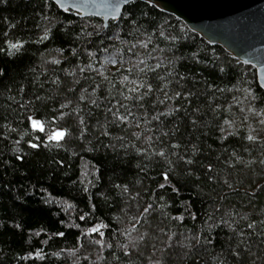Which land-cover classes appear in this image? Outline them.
Instances as JSON below:
<instances>
[{"label":"trees","instance_id":"16d2710c","mask_svg":"<svg viewBox=\"0 0 264 264\" xmlns=\"http://www.w3.org/2000/svg\"><path fill=\"white\" fill-rule=\"evenodd\" d=\"M0 70V264H264L253 67L143 2L0 0Z\"/></svg>","mask_w":264,"mask_h":264},{"label":"water","instance_id":"95a60500","mask_svg":"<svg viewBox=\"0 0 264 264\" xmlns=\"http://www.w3.org/2000/svg\"><path fill=\"white\" fill-rule=\"evenodd\" d=\"M52 1L62 11L67 8L65 12L73 11L82 18L102 19L105 28L110 21L119 20L128 5L138 1L149 4L253 67L259 84L264 85V0H61L64 7Z\"/></svg>","mask_w":264,"mask_h":264},{"label":"snow or ice","instance_id":"6c2138e0","mask_svg":"<svg viewBox=\"0 0 264 264\" xmlns=\"http://www.w3.org/2000/svg\"><path fill=\"white\" fill-rule=\"evenodd\" d=\"M125 2L127 3V0H125ZM149 2H151V0H149ZM56 3H57V4H60L61 7H64V5L61 3V0H56ZM117 7H118V5H117ZM67 10H68V9L65 8V11H67ZM13 47H17V46H16V45H13ZM0 75H2V70H0ZM261 86L264 87V85H261ZM149 87H151V86H149ZM176 95L178 96V95H180V93H176ZM161 102H162V101H161ZM62 107H63V105H62ZM157 118H158V117H157ZM29 119L32 120V126H33L34 128H38L40 131H43V130H44L43 123H42L41 121H39V120H34V119H32L31 117H29ZM64 135H65V133H64L63 131H56V132H54L49 138H50V139H57V140H59V139H62V138L64 137ZM248 139H249V140H252V139H254V138H253L252 136H249ZM32 147H37V145L33 144ZM173 147H177V145H174ZM159 155L163 156L164 153H163V152H160ZM188 163H191V161H188ZM262 163H264V161H262ZM164 178H165L166 180L168 179V175H167V173H164ZM160 187H164V185L161 184ZM149 207H150V206H149ZM147 211H148V209L146 208V209H145V212H147ZM81 219H83V217H81ZM262 223H264V221H262ZM248 227H249V228H252L253 225H252V224H249ZM92 231H97V229L94 228V229H92ZM60 235H63V234L61 233ZM209 242H210V241H209Z\"/></svg>","mask_w":264,"mask_h":264}]
</instances>
